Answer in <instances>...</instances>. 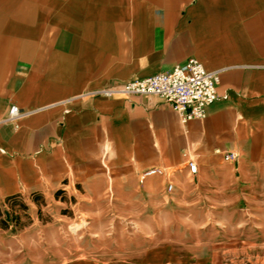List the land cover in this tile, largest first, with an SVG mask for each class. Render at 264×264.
Masks as SVG:
<instances>
[{
  "label": "crops",
  "instance_id": "1",
  "mask_svg": "<svg viewBox=\"0 0 264 264\" xmlns=\"http://www.w3.org/2000/svg\"><path fill=\"white\" fill-rule=\"evenodd\" d=\"M193 57L220 73L203 118L103 92ZM0 75V206L110 189L165 212L258 191L264 0H0Z\"/></svg>",
  "mask_w": 264,
  "mask_h": 264
},
{
  "label": "rangeland",
  "instance_id": "2",
  "mask_svg": "<svg viewBox=\"0 0 264 264\" xmlns=\"http://www.w3.org/2000/svg\"><path fill=\"white\" fill-rule=\"evenodd\" d=\"M259 184L242 204L165 212L110 189L13 199L0 206V264H264V169Z\"/></svg>",
  "mask_w": 264,
  "mask_h": 264
},
{
  "label": "built area",
  "instance_id": "3",
  "mask_svg": "<svg viewBox=\"0 0 264 264\" xmlns=\"http://www.w3.org/2000/svg\"><path fill=\"white\" fill-rule=\"evenodd\" d=\"M219 71H208L195 57L185 64L177 65L173 69L158 73L154 76L121 83L104 90V94L124 93L126 95L157 96L169 103L183 121L200 119L206 115L207 108L218 99ZM17 106L11 108L10 119L21 115ZM230 158L237 154L229 153ZM191 173L197 172V164L189 163ZM159 172L151 169L144 176ZM172 189V185H169Z\"/></svg>",
  "mask_w": 264,
  "mask_h": 264
}]
</instances>
